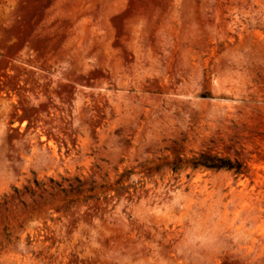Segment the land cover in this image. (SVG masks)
I'll return each instance as SVG.
<instances>
[{
    "label": "rangeland",
    "instance_id": "374dc122",
    "mask_svg": "<svg viewBox=\"0 0 264 264\" xmlns=\"http://www.w3.org/2000/svg\"><path fill=\"white\" fill-rule=\"evenodd\" d=\"M0 264H264V0H0Z\"/></svg>",
    "mask_w": 264,
    "mask_h": 264
},
{
    "label": "trees",
    "instance_id": "16d2710c",
    "mask_svg": "<svg viewBox=\"0 0 264 264\" xmlns=\"http://www.w3.org/2000/svg\"><path fill=\"white\" fill-rule=\"evenodd\" d=\"M176 166L175 168H179L182 163H184V159L179 157L178 159L175 160ZM186 163H190L193 165L194 168H199V167H206V168H215V169H221V168H228V169H236L238 172L242 171L243 163L242 162H236L234 163L230 159H226L223 157H219L215 154H212L209 151H202L199 156H195L194 158L187 160ZM51 181L53 184L48 186L47 182L44 181H39L35 179L36 185L39 188L31 187V186H26L27 191L32 194V196L37 195L38 191L39 194L42 198L46 196L47 193L56 195L58 192L61 190L65 191L66 193H69V189L65 188L64 183L61 181H57L53 178H51ZM95 181V180H93ZM71 190H72V185H71ZM16 192L18 193V197L22 199L23 197V192L19 188H16ZM37 200V199H36Z\"/></svg>",
    "mask_w": 264,
    "mask_h": 264
}]
</instances>
